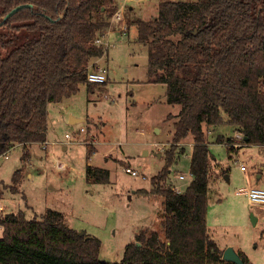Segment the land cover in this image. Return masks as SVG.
Here are the masks:
<instances>
[{"label":"trees","instance_id":"trees-1","mask_svg":"<svg viewBox=\"0 0 264 264\" xmlns=\"http://www.w3.org/2000/svg\"><path fill=\"white\" fill-rule=\"evenodd\" d=\"M25 5L33 8L3 22ZM119 5L118 0H0V155L45 143L48 106L76 95L82 85H95L88 73L107 54L98 41L110 32ZM134 24L139 44L149 48L151 81L165 85L167 102L181 107L166 165L152 179V193L164 199L160 231L141 230L123 260L108 263L99 260L102 242L71 228L59 211L30 220L24 211L7 213L0 220V264L225 263L207 224L214 179L208 133L226 121L245 143L264 146V0L167 1L155 18ZM190 136L193 180L177 193L168 182L170 167ZM225 143L234 150L232 139ZM21 173H15L13 187ZM86 177L110 182L107 170L90 165ZM238 254L249 263L246 254Z\"/></svg>","mask_w":264,"mask_h":264},{"label":"rangeland","instance_id":"rangeland-1","mask_svg":"<svg viewBox=\"0 0 264 264\" xmlns=\"http://www.w3.org/2000/svg\"><path fill=\"white\" fill-rule=\"evenodd\" d=\"M167 1L182 0H118L122 21L113 20L107 54L97 61V69L108 72L107 82L82 85L76 95L48 106L47 144L27 150L16 146L9 159L0 158V199L7 213L24 211L30 220L40 219L47 210L59 211L71 228L102 242L99 260L108 263H120L141 230L161 229L164 199L152 193V179L166 165L181 107L167 102L165 85L151 81L149 48L139 44L134 22L155 18L159 5ZM220 138L232 139L234 150L219 143ZM208 141L214 158L210 236L222 249H241L248 264H264V206L251 204L239 193L264 189V146L245 143L226 121L211 129ZM179 149L183 152L170 167L168 182L184 192L193 180L192 136ZM59 165L66 168L60 170ZM88 165L107 170L110 182H88ZM129 168L138 176L127 173ZM18 170L21 181L13 187Z\"/></svg>","mask_w":264,"mask_h":264},{"label":"built area","instance_id":"built-area-1","mask_svg":"<svg viewBox=\"0 0 264 264\" xmlns=\"http://www.w3.org/2000/svg\"><path fill=\"white\" fill-rule=\"evenodd\" d=\"M120 1H125V0H120ZM115 19L118 20L119 22L122 21V10L118 9V11L114 14V16L112 18V22ZM123 31L126 32V28H124ZM107 35L105 37H103L101 40H99L98 42L100 44L105 45L108 48V46L106 45ZM107 73H108L107 70L103 69L101 67L99 69L96 68L94 70H91L88 73V82L91 84H95V85L104 84L107 82ZM82 131H84V129H82ZM66 137L70 138L69 135H66ZM46 144H47V142H46ZM15 148L9 150L8 152H6L3 155H0V158L9 159L8 154L12 150H14ZM91 162H93V160H91ZM65 168H66L65 165H59L58 166V169H60V170H63ZM241 169H242V171H245V167H242ZM126 172L131 174L132 176H138V173L134 170H131L130 168L127 169ZM180 179L184 180L185 178H184V176H181ZM173 190L177 193H181L180 189L177 187H173ZM239 193L246 194L248 196L251 204L258 205V206H264V189L263 188H259V187L245 188V189L240 190ZM6 214H7L6 208L4 207V205L2 204V200L0 199V220H2ZM0 230L2 231L1 226H0Z\"/></svg>","mask_w":264,"mask_h":264},{"label":"water","instance_id":"water-1","mask_svg":"<svg viewBox=\"0 0 264 264\" xmlns=\"http://www.w3.org/2000/svg\"><path fill=\"white\" fill-rule=\"evenodd\" d=\"M24 7L33 8L32 5H25V6H18L17 8L11 10L4 18L3 22H6L10 17H12L15 13H17L19 10L23 9ZM78 122V120H75L72 118V123ZM247 140V139H245ZM83 235V233H81ZM223 260L224 261H230L234 262L235 264H244L243 260L241 259L240 255L237 251H235L232 247L227 248L223 252Z\"/></svg>","mask_w":264,"mask_h":264},{"label":"crops","instance_id":"crops-1","mask_svg":"<svg viewBox=\"0 0 264 264\" xmlns=\"http://www.w3.org/2000/svg\"><path fill=\"white\" fill-rule=\"evenodd\" d=\"M98 61H99V60H98ZM63 148H64V150H65V149H67V147H66V146H64ZM261 177H262V176H260V178H261ZM221 250L224 252V250H226V249H222V248H221ZM239 251L243 252L241 249H240V250H238L237 252H239ZM243 253H244V252H243ZM244 254H245V253H244ZM246 256H247V255H246ZM247 257H248V256H247ZM248 259H249V258H248Z\"/></svg>","mask_w":264,"mask_h":264}]
</instances>
